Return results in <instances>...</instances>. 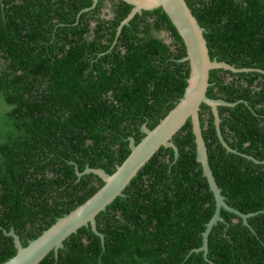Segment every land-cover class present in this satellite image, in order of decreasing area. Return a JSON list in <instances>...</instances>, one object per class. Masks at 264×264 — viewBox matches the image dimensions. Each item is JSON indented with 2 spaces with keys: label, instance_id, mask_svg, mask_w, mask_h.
I'll return each instance as SVG.
<instances>
[{
  "label": "trees",
  "instance_id": "obj_1",
  "mask_svg": "<svg viewBox=\"0 0 264 264\" xmlns=\"http://www.w3.org/2000/svg\"><path fill=\"white\" fill-rule=\"evenodd\" d=\"M11 1L0 0L1 58L11 62L0 66V264L15 254L2 230L12 228L25 246L90 197L102 182L92 174L76 181L74 170L111 174L129 153L127 139L136 144L143 136L140 126L153 128L181 97L188 73L187 63L178 61L185 54L182 42L160 8L135 14L116 39L125 53L111 50L108 67L95 63V72L86 73L75 64L73 51L43 59L18 48L17 20L23 23L21 13L27 10ZM43 1L34 3L40 8ZM116 1L109 43L131 9ZM184 2L204 29L210 59L264 71V0ZM89 5L90 0H78L76 11ZM153 13L180 43L174 52L146 35L150 25L142 16ZM207 83V98L235 103L217 107L222 140L237 153L264 161V73L213 69ZM198 122L225 204L242 214L264 210V164L226 152L203 104ZM171 141L175 160L170 148L160 147L123 196L95 216L103 247L88 227H81L62 242L56 257L49 252L38 264H264V212L247 218L246 227L220 209L223 222L207 236L206 260L201 252L186 256L201 245L214 203L194 160L189 120Z\"/></svg>",
  "mask_w": 264,
  "mask_h": 264
},
{
  "label": "water",
  "instance_id": "obj_2",
  "mask_svg": "<svg viewBox=\"0 0 264 264\" xmlns=\"http://www.w3.org/2000/svg\"><path fill=\"white\" fill-rule=\"evenodd\" d=\"M121 1L130 5L131 9L127 16L119 23L117 33L135 14L138 15L142 11H151L156 8L162 10L184 47L185 54L178 60L179 62H186L188 67L183 93L174 106L158 120L153 128L147 129L144 125L141 126L140 133L143 136L136 144L133 138L129 137L127 139L129 153L119 165L114 167V171L111 174H106L99 168L85 167L81 172H78L76 169L74 170L76 181L82 175L92 174L102 182V185L81 204L56 218L36 238L28 240L25 246H21L19 238L12 228L7 232L2 230L4 236L11 238L15 250V254L2 264H38L49 252H52L54 257H56L57 250L62 248V242L81 227H88L99 238L100 244L103 247V235L95 229V216L99 212L104 211L105 207L116 197L123 196L122 191L125 187L160 147L170 148L173 152V159L177 158L178 152L171 139L187 120L190 122L193 136L194 160L200 167L201 176L205 179L207 189L211 193L214 203L213 213L204 224V229L201 232V246L193 251L202 252L204 260H206L207 236L212 226L217 222H223L219 215L220 209L239 218L241 224L246 227H248L247 218L264 212L262 210L242 214L225 204L224 197L221 195L220 188L217 187L208 165L206 148L198 122L199 106L203 104L211 112L215 136L226 152L238 154L254 164H264V161H258L248 155L237 153L235 150L229 148L221 138L217 107H232L235 103H227L221 99H209L205 96V91L208 87V72L210 70L221 69L230 73L249 71L264 73V71L250 68H235L233 65H228L223 61H217L215 58L210 59L203 37L204 29L197 24L184 0ZM92 2L95 3L96 0H92Z\"/></svg>",
  "mask_w": 264,
  "mask_h": 264
},
{
  "label": "flooded vegetation",
  "instance_id": "obj_3",
  "mask_svg": "<svg viewBox=\"0 0 264 264\" xmlns=\"http://www.w3.org/2000/svg\"><path fill=\"white\" fill-rule=\"evenodd\" d=\"M49 1L50 3L43 1L40 8H37L38 6L34 3V0H12L10 2L9 5L19 4L20 7L27 10L23 14L21 13L24 16V22L22 23L20 18L17 20L19 21L18 26H21L20 33L16 34L20 38L17 40L18 48L31 52L32 56H41L43 59L61 58L67 52L73 51V57L76 58L75 64L82 66L86 73L95 72V63L103 68L108 67L110 61L107 54L111 50H114L118 56L125 53V48L116 40L121 31L120 28L117 33L119 24L115 27L114 37L109 43L110 27L108 26L114 20L115 14L111 9L116 4V0H101L100 2L96 0L95 3L90 0L88 7L78 11H76L78 0ZM47 3L50 9L47 8ZM97 5V11L95 12L94 9ZM32 8L33 13L30 15ZM141 13L138 15H142ZM49 14L50 17H47ZM70 19L72 21L67 22ZM142 20L150 25L147 36L159 40L170 52H174L178 47L180 48V43L177 42L171 30L167 28L166 23L161 21L157 14H145L142 16ZM157 24H159L158 28ZM142 29L140 27V30ZM141 36L142 34H137V37L140 38ZM11 40L13 41L14 38ZM1 55H4L3 47H0V66H10V60L1 58ZM103 97L105 96L103 95ZM198 248L191 249L186 256L191 252L199 253L193 251ZM201 256L204 259L202 252Z\"/></svg>",
  "mask_w": 264,
  "mask_h": 264
}]
</instances>
